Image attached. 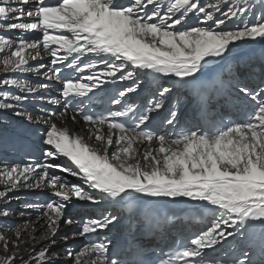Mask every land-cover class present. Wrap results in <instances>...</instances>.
Instances as JSON below:
<instances>
[{"label": "snow or ice", "instance_id": "snow-or-ice-1", "mask_svg": "<svg viewBox=\"0 0 264 264\" xmlns=\"http://www.w3.org/2000/svg\"><path fill=\"white\" fill-rule=\"evenodd\" d=\"M190 18L196 26H186ZM6 32L20 34L6 37ZM27 32L41 36L30 41ZM257 40L264 41V0H0V110H11L46 129L37 136L38 156L29 154L24 163L0 161V205L20 199L10 194L21 190L46 189L58 198L26 204L18 213L29 218L25 229L35 231L41 220L47 226L39 239L30 234L43 246L40 251L31 248L21 264H264V79L250 87L230 67L232 49ZM46 57L48 64H32ZM218 64L221 71H211ZM85 71L90 74L84 76ZM27 73L63 80L60 97L39 95L48 84H33L24 78ZM121 82L130 86L109 91L110 85ZM141 88L150 96L146 106L125 103ZM185 90L195 93L206 124L211 119L206 95L235 90L253 102L252 108L240 122L220 119L208 124L209 130L202 131L200 125L177 130ZM174 91L168 114L162 117ZM30 98L63 107L58 113L38 107L33 114L25 107ZM94 105L103 111H93ZM70 109L73 120L82 117L96 146L52 123ZM105 125L107 133L102 131ZM156 126L172 131L157 134ZM144 142L148 147L138 151ZM3 144L23 147L0 132ZM59 155L78 171L54 163ZM51 169L77 176L81 183H71ZM73 198L95 214L82 219L66 215ZM143 205L189 207L201 227L167 258L163 249L155 256L154 246L131 240L126 249L114 245L106 233L121 223L126 207ZM29 209L38 213L35 221ZM11 215L10 208L0 207V217ZM129 220L138 222L131 216ZM61 222L65 227L80 225L61 241L68 245L84 238L88 242L81 250L69 246L50 251ZM21 233L18 227L13 240L0 233L5 253L13 246L0 264H16L20 244L26 243ZM150 233L149 228L142 238ZM230 239L220 254L205 257L207 250Z\"/></svg>", "mask_w": 264, "mask_h": 264}, {"label": "bare ground", "instance_id": "bare-ground-1", "mask_svg": "<svg viewBox=\"0 0 264 264\" xmlns=\"http://www.w3.org/2000/svg\"><path fill=\"white\" fill-rule=\"evenodd\" d=\"M49 3H54L55 0H48ZM214 2V0H213ZM31 6V5H29ZM27 11V8L25 9ZM22 22H29V21H22ZM186 26H196V21L194 19H189ZM232 25H226L225 28H230ZM19 32H6L3 33L6 37H15L19 35ZM41 34L39 32L33 33V32H27L25 33V38L28 40H35L39 39ZM41 51L43 52V49L41 48ZM231 55L233 57V60L231 62V72L234 75L240 76L243 80H245L250 87H255L261 79H264V41L257 40L255 42H247L244 44H241L239 47L233 48ZM2 59V57H0ZM70 62V61H69ZM38 63H49V59L46 57L42 61H35L32 62L33 65ZM2 67V66H0ZM222 68V65L218 64L216 65L211 71L213 72H220ZM68 72H65V76L73 77L76 76L75 73H71V75H67ZM87 71L83 73L84 76L89 75ZM24 78L33 84L36 83H47L48 89L45 92L39 93V95L45 96V97H60L61 91H62V85L63 80L56 81V80H44L40 76L33 75L31 73L24 74ZM228 74L227 71H225V79L227 80ZM86 82V81H85ZM209 90H211L212 82H207ZM130 86L128 82H121L116 85L118 90H121L124 87ZM147 87V84H145L144 88ZM144 88H141L136 94L129 95L125 100L129 102H139L141 107L146 106L147 100L150 99V96H148L145 93ZM15 91V89H13ZM176 96V92L174 91L172 93V96L169 97L168 102L166 103L164 109L161 112V116H166L168 114V111L172 104V98ZM198 100L196 98L195 93L192 90H185L182 93V99L181 103L179 105V123L184 122L185 124L189 125H199L198 115H196L198 111ZM252 101L247 100L243 96H241L237 91L232 90L231 92H222L219 95L213 93L211 96H208V99L206 101V107L208 110V114L211 117V120L218 117H223L225 114H231L233 112H239L242 109H248L252 108ZM25 107L32 112L33 114H36L35 110L38 107L46 108L52 111H56L57 113L61 110L63 105L56 106L51 105L47 103H43L39 100H35L30 98L29 101L26 103ZM75 113L70 109L68 114L60 118L59 116L54 117L52 119V123H55L58 128H67L70 130L72 134L75 136L83 137L86 143H90L91 146H96V142L93 138H89L87 135V127L85 125V122L83 121L81 116L76 117L75 120L72 119V116ZM45 126L40 125L39 127H36L35 125H30L26 120H24L23 117H17L13 114V111H3L0 110V132H2L7 138L9 136H13L18 142L20 140H28V136L31 132H35L38 135L42 132H44ZM158 130L160 131V134H163L165 132H171V127H162L158 126ZM105 133H107V126L105 125L102 129ZM33 149L31 151L26 150H15L13 147L10 146V144H3L0 145V161L7 160L10 163H24L29 158V154L32 155H39L40 145L39 144H33ZM148 147V143L144 142L142 144L137 145L138 151L142 152L144 149ZM153 148L158 147V144H153ZM54 150V149H53ZM54 163H58L62 166L70 167L73 170H77L76 166L72 164V162L66 157L58 156L57 159L54 161ZM52 172H54L57 175H61L65 177L66 180H68L71 183L80 184L81 180L77 176H72L70 173L67 172H61L59 169H51ZM86 187V186H85ZM0 190H2V186H0ZM10 195L19 196L20 199L12 200L9 204H3L0 205V207H8L12 210L13 215L4 218L0 217V233H3V235L8 240L16 239L15 233L17 231V228L22 230L20 240L25 241L26 243H21L20 248L22 249L20 258H17L16 264H21V259H27L26 253L31 249L34 248L35 251H40L43 244H36L32 239L31 235H35L37 239H39L46 231V223L41 220L40 223L35 225V231H33V228L31 226L27 227L25 229V221L29 218L27 216H20L18 213L24 210V205L26 204H46L49 201L57 200L58 198L52 197L49 195L48 191L45 189L43 191L41 190H35V191H26L21 190L17 193H11ZM39 195L48 196L49 199L45 203L39 198ZM73 198L72 202L69 204L68 208L66 209V215L68 211L71 208H79L81 209L87 208L89 210V206L87 204H84L83 202H78ZM77 203V204H76ZM83 206V207H82ZM85 207V208H84ZM140 206H133L132 208H125V210L122 212V217H125L129 211H138ZM175 211H183L185 207H178L173 206ZM166 208H159V213H162L163 210ZM31 213V220L35 221L38 213L36 211H33L31 209L28 210ZM94 211H87V215H94ZM192 215H188L186 217H181L179 219H172L170 217L166 218L164 221L158 223L157 230L155 231V234H158L159 240H166L169 237L182 233L185 229L190 231L191 233H194L198 231L201 227V224L197 221H195V216L193 218H190ZM75 218V217H74ZM122 220V219H121ZM139 222L136 223L137 226ZM80 228V225H74L72 227H65L64 224L61 222L59 231L55 235L54 239L57 241L55 245H52L50 251L56 252L61 251L65 247L73 246V247H80L75 248L77 251L81 250V245H84L88 241L84 238L77 239V240H71L68 242V245H65L61 241V237L64 235H68L71 232L77 231ZM121 228V224L116 225L114 228L111 229V231L107 232L109 239L112 241L113 237L117 235L119 229ZM93 242L98 241L99 236L91 238ZM231 239L229 242H226L225 244L218 245L216 248L207 250L205 252V257L207 256H213L214 254H220L222 249H225L227 247L228 243H231ZM43 243H48L47 241H44ZM237 245L239 244V239L236 240ZM12 245H9V251L5 253L4 246L2 243H0V257H4L5 255H11L12 254ZM217 252V253H216ZM63 255V253H62ZM94 258V257H93ZM57 264H65V261L60 260L57 261ZM66 264H73L70 260L66 262Z\"/></svg>", "mask_w": 264, "mask_h": 264}, {"label": "rangeland", "instance_id": "rangeland-1", "mask_svg": "<svg viewBox=\"0 0 264 264\" xmlns=\"http://www.w3.org/2000/svg\"><path fill=\"white\" fill-rule=\"evenodd\" d=\"M59 156H61V157H64V156H62V155H59ZM66 159H67V157H66ZM78 203V202H77ZM76 203V204H77ZM83 207V206H82ZM85 208V207H84ZM75 209L76 208H71L69 211H68V213H67V215H71L72 216V214H74V212H75ZM77 211V210H76ZM74 217V216H73ZM75 218H78V217H75ZM75 248H80V247H75ZM71 262H73V261H71Z\"/></svg>", "mask_w": 264, "mask_h": 264}]
</instances>
